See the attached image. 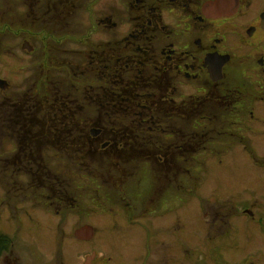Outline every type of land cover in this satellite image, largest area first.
<instances>
[{
  "label": "flooded vegetation",
  "instance_id": "flooded-vegetation-1",
  "mask_svg": "<svg viewBox=\"0 0 264 264\" xmlns=\"http://www.w3.org/2000/svg\"><path fill=\"white\" fill-rule=\"evenodd\" d=\"M29 55L34 80L21 93L0 71L8 82L0 88V206L17 232L28 229L18 240L4 227L15 239L3 264H170L166 237L139 244L87 222L69 227L71 214L108 209L96 205L90 182L121 189L130 175H150L140 215L153 214L165 230L167 194L183 192V167L192 174L209 143L228 140L235 156L245 150L237 160L264 177V0H0V67L23 69ZM61 99L84 101L87 113L102 102L101 120L60 125L77 106ZM115 116L122 124L106 125ZM118 137L131 140L122 143L130 157H113ZM260 185L259 197L251 190L230 212L214 208L196 251L183 242V264H264V178ZM57 244L61 258L48 260L43 247Z\"/></svg>",
  "mask_w": 264,
  "mask_h": 264
},
{
  "label": "rangeland",
  "instance_id": "rangeland-1",
  "mask_svg": "<svg viewBox=\"0 0 264 264\" xmlns=\"http://www.w3.org/2000/svg\"><path fill=\"white\" fill-rule=\"evenodd\" d=\"M5 57V56H3ZM8 59V58H6ZM10 61L16 62L17 59L11 57ZM27 62V66L23 69L16 68L13 65H2L0 71L11 84L12 92H19L28 89L31 82L34 80V70L32 62H35L34 56H27L23 59V62ZM0 74V76H1ZM235 118L231 117V121ZM171 125V122L168 123ZM194 130H192L193 132ZM191 135H184L185 139L190 138ZM174 139L180 140L179 136ZM228 141V140H227ZM225 140L215 141L209 143L211 149L206 150L198 154L201 163L196 167L195 174L200 175L199 180L189 179L185 181L183 192L179 190L167 194L165 200H170L165 204V211L162 216L165 217L168 223V229L163 230L161 228V220L157 219L153 214H148L144 217H140L141 208L143 206V196L148 192H153V178L150 175L144 176L141 181L136 179V175H130L129 179L125 181L123 187L119 191L115 185L112 187L108 183L101 182L100 186L98 182H93L95 188H90V195L97 197L96 205L103 207L108 206V209L104 211H97L89 214L75 213L70 215L69 227L74 222L78 227L80 223L87 222L95 226L103 228L107 231V237L116 235L124 236L123 239H134L139 244H146L151 239L157 237H166L167 242L172 245V255L170 264H183V242L191 246L195 251L194 247L197 239L202 238L205 232V222L211 221L212 212L214 208L220 206L226 207L230 212V206L235 203L244 204V202L251 200V190L258 193V197L261 193L262 176L258 174L256 170H250L251 163L246 160H237L246 156L245 150L241 149L242 153L234 155V149H225L224 146H228ZM185 171L183 167V172ZM186 172V171H185ZM130 174H133L131 172ZM263 175V174H262ZM251 180L249 185L248 180ZM179 182V181H178ZM2 183V182H1ZM91 183V182H90ZM199 184V185H198ZM170 190H174L171 187ZM86 194L87 187L83 190H79ZM149 195V194H148ZM84 196V195H83ZM125 196L136 206V211L133 212V216L130 219L129 213H126L125 201L122 197ZM4 195L0 193V205L4 206L3 203ZM80 205H95L91 203L93 201L86 200L84 197L78 198ZM90 201V202H89ZM91 203V204H90ZM151 203V202H150ZM155 204V203H154ZM153 205V204H152ZM0 206V225L1 227L7 226V230H11L16 233L18 240L26 237L25 232L28 230L26 226H23L19 232V223L16 220H12L8 217V213H4V209ZM157 206V205H156ZM155 207V206H154ZM151 208V205L148 207ZM108 210H111L108 211ZM224 209V211H227ZM3 212L6 216L4 217ZM107 212V213H106ZM207 212V214H206ZM205 213V215H203ZM228 216V215H227ZM139 218V219H138ZM134 220L136 223L134 226L129 222ZM225 220H219L218 223H224ZM5 229V228H4ZM193 239L188 242L184 241L183 238L189 237V231ZM6 230V229H5ZM227 242V238H225ZM62 244H57L52 250H49L48 246L43 247L45 256H48V260H54L53 252L57 253V257L61 258ZM67 247L65 246L64 249ZM138 248H134L137 251ZM23 255L24 252L22 253ZM141 254V252H139ZM25 257H23L24 261ZM25 262V261H24ZM0 264H3L0 262Z\"/></svg>",
  "mask_w": 264,
  "mask_h": 264
},
{
  "label": "trees",
  "instance_id": "trees-1",
  "mask_svg": "<svg viewBox=\"0 0 264 264\" xmlns=\"http://www.w3.org/2000/svg\"><path fill=\"white\" fill-rule=\"evenodd\" d=\"M130 88V87H127ZM60 103H65L66 106L70 105L71 103L69 101H63L61 100ZM79 104V106H78ZM78 104L76 103V112L74 115H71V117H68L65 121V123L63 124L62 122H60V125H67V126H84V125H88V124H92L94 121H92V118L94 116V114L98 113V110H103L102 109V102H92V105L90 107V112L87 113V109L85 108V102L84 101H78ZM83 106V108H82ZM88 108V107H87ZM90 115V116H89ZM122 117H107L105 118V120H107L106 125H121L122 123L120 122V119L123 118ZM96 120H101V117H97ZM123 125H131L130 121H124ZM118 136H120V134H117ZM127 140L131 141L130 139H122L120 137L116 138L115 140H112L113 143H120V145H118V148H114V154L113 157L115 158H127L130 157V154L132 152L131 149L127 148V146L123 145V142H126ZM129 154V155H128ZM196 180V178H194V181ZM8 240L5 239V237L3 235L0 234V252L2 250H4L7 245L9 243H7Z\"/></svg>",
  "mask_w": 264,
  "mask_h": 264
},
{
  "label": "water",
  "instance_id": "water-1",
  "mask_svg": "<svg viewBox=\"0 0 264 264\" xmlns=\"http://www.w3.org/2000/svg\"><path fill=\"white\" fill-rule=\"evenodd\" d=\"M0 85H1L2 88H6L7 87V83L5 81H3V80L0 82Z\"/></svg>",
  "mask_w": 264,
  "mask_h": 264
}]
</instances>
